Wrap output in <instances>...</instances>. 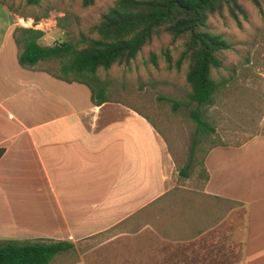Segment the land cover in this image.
I'll return each mask as SVG.
<instances>
[{
    "label": "crops",
    "instance_id": "obj_1",
    "mask_svg": "<svg viewBox=\"0 0 264 264\" xmlns=\"http://www.w3.org/2000/svg\"><path fill=\"white\" fill-rule=\"evenodd\" d=\"M13 26L0 41V240L97 241L58 264H264L263 136L211 147L191 184L150 119L22 68Z\"/></svg>",
    "mask_w": 264,
    "mask_h": 264
},
{
    "label": "rangeland",
    "instance_id": "obj_2",
    "mask_svg": "<svg viewBox=\"0 0 264 264\" xmlns=\"http://www.w3.org/2000/svg\"><path fill=\"white\" fill-rule=\"evenodd\" d=\"M112 1L95 0L84 8L81 0H41L39 6L28 5L25 0H0V41L8 21L14 23L13 29L25 26L43 30L41 44L77 39L81 32L88 33ZM239 4L243 12L232 15L223 9L208 19L210 30L223 34L231 43V48L220 54L223 67L212 72L224 85L211 103L197 105L187 97V62L177 68L183 40L172 41L166 33L154 36L128 65L100 68L91 81L95 89L104 85L107 97L134 106L149 117L169 145L178 178L187 177L191 184L203 182V159L214 144L238 146L254 136L264 137V4L258 7L250 0H239ZM46 10V17L34 21L32 17L42 16ZM196 108L213 131L204 132L193 120L191 111ZM188 162L187 175L181 176L179 171ZM97 239L102 241L103 237ZM93 242L97 241L77 242L56 254L55 264L85 255L96 244Z\"/></svg>",
    "mask_w": 264,
    "mask_h": 264
},
{
    "label": "trees",
    "instance_id": "obj_3",
    "mask_svg": "<svg viewBox=\"0 0 264 264\" xmlns=\"http://www.w3.org/2000/svg\"><path fill=\"white\" fill-rule=\"evenodd\" d=\"M94 1L81 0V6L89 7ZM250 1L258 7L264 4V0ZM25 3L39 6L41 0H25ZM223 9L232 15L243 12L239 0H113L88 33L81 32L77 39L41 44L39 39L44 35L43 30L25 26H15L12 38L17 62L22 68L43 71L65 82L83 83L91 92L92 102L99 105L120 100L107 97L104 85L94 88L91 81L96 79L97 70H108L115 64L128 65L154 36L166 33L172 41L183 40L177 68L187 62V97L197 105L209 104L223 84L212 72L223 67L220 54L231 48L223 34L211 31L208 23L211 15ZM47 13L46 10L42 16L31 17L38 21ZM62 42L64 46H61ZM128 106L149 119L136 107ZM191 117L204 132L213 131L197 108L191 111ZM216 145L224 144L212 147ZM189 162L179 171L181 176L187 175ZM71 248L72 243L62 240L4 239L0 240V264H48L56 254Z\"/></svg>",
    "mask_w": 264,
    "mask_h": 264
},
{
    "label": "water",
    "instance_id": "obj_4",
    "mask_svg": "<svg viewBox=\"0 0 264 264\" xmlns=\"http://www.w3.org/2000/svg\"><path fill=\"white\" fill-rule=\"evenodd\" d=\"M61 46H64V43H61Z\"/></svg>",
    "mask_w": 264,
    "mask_h": 264
}]
</instances>
